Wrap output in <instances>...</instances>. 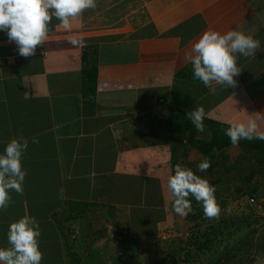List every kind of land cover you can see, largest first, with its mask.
Returning <instances> with one entry per match:
<instances>
[{"label": "crops", "instance_id": "1", "mask_svg": "<svg viewBox=\"0 0 264 264\" xmlns=\"http://www.w3.org/2000/svg\"><path fill=\"white\" fill-rule=\"evenodd\" d=\"M58 25L53 18L44 45L27 58L0 31V154L13 138L29 140L24 191L11 192L10 205L0 210V247L9 246L10 224L29 215L39 221L41 264H69L66 188L75 192L80 182L72 176L81 170V156L90 154L91 163L82 166L84 183L106 193L92 191L89 199L98 207L65 224L74 231V249L82 247L84 264H126L132 244L121 232L134 221L128 213L135 208L127 204V192L120 200L118 178H139L135 167L143 155L171 160L172 145L164 142L171 113L203 106L205 118L225 127L254 119L264 131V52L238 59L242 71L228 89L205 87L185 59L207 30H239L264 46V0H97L70 31ZM74 37L84 45L69 44ZM210 137L206 129L197 135ZM232 150L242 153L234 145L226 152ZM178 153L185 156L184 149ZM186 155L203 156L196 150ZM154 178L164 189L162 177ZM150 213L147 221L159 217ZM140 237L139 244L155 247V235Z\"/></svg>", "mask_w": 264, "mask_h": 264}, {"label": "clouds", "instance_id": "2", "mask_svg": "<svg viewBox=\"0 0 264 264\" xmlns=\"http://www.w3.org/2000/svg\"><path fill=\"white\" fill-rule=\"evenodd\" d=\"M97 0H0V31L7 33L10 42H15L20 56L35 55L37 47L44 45L49 34V25L53 18L59 21V27L71 30L73 21L85 10L95 9ZM73 46H83V38L68 41ZM257 51L264 52L259 39L239 30L220 33L207 30L194 43L185 59L191 63L194 78L205 87L214 83L226 89L235 87V79L241 73L238 67L240 57L256 56ZM215 91V88L212 89ZM205 109L196 106L187 112L186 117L198 132L205 131ZM232 145L238 146L241 140H264V131L258 130L254 119L232 123L225 131ZM32 143H38L33 137ZM29 140L25 137L13 138L0 154V210L11 203V192L22 194L27 170L23 167V154L28 149ZM211 161L204 158L197 166L205 172ZM167 187L173 197V210L180 217H187L192 211V201L202 204L206 219H218L222 211L215 196L216 187L209 180L197 175L191 168L176 164L174 174L168 177ZM41 230L39 221L24 215L10 224L8 247H0V264H41L43 252L40 249Z\"/></svg>", "mask_w": 264, "mask_h": 264}, {"label": "trees", "instance_id": "3", "mask_svg": "<svg viewBox=\"0 0 264 264\" xmlns=\"http://www.w3.org/2000/svg\"><path fill=\"white\" fill-rule=\"evenodd\" d=\"M186 114L187 112L183 111L179 113L173 112L169 117L168 137L164 142L172 145L173 160L178 162L182 161L183 158H187L186 152L190 150H196L203 155L199 163L204 158H208L211 161V166L205 172H200L197 168H194L196 163L194 160H188L187 158L188 162L186 165L193 171L197 170V175L209 180L210 184L216 187L215 196L220 206L226 204L225 194L229 189L224 188L222 191V185L223 180L227 179V177L233 178L235 182H242L240 186L236 187L237 198H242L246 195L254 198L264 186V140H241L238 146L241 148L242 153L240 155L242 156L231 161V157L226 152L227 148L232 146L230 138L225 135L228 127L205 118V129L210 131L211 137L209 139H199L197 138L198 131L186 117ZM180 149L185 150V156L177 153ZM91 159L92 156L90 154L81 156L83 164H78L81 170L78 169L72 176L80 184L74 189L75 192L70 191L73 190L72 188H66L67 196L69 197L66 204L72 213L66 218L68 222H75L90 210L98 207V203L90 201L89 199L92 191L95 193L96 191L98 193H106V188L97 186L96 189L95 187L93 188L91 182L84 183L87 173L82 166L86 165L87 167L91 163ZM137 176L139 178L134 176L135 178L132 181H129L128 175L119 176L120 200L122 199L121 195H125V192L129 193L131 190H137L139 195L150 196L152 185L156 181L146 176L143 178H140L141 176L138 174ZM259 176L262 177V181L257 180ZM136 180L140 184L139 188H135L132 184ZM94 181H98L97 177L94 178ZM157 192L160 193L159 190ZM128 196L127 204L132 207L136 209H138V205L142 209L147 207L148 204L146 201L140 203L137 201L136 196ZM139 198L138 200L141 201L142 197ZM157 202H160V199H157ZM114 208L111 205L110 215L112 216L114 214ZM148 208L150 209L152 207ZM152 210L161 209L160 207L156 208L155 205ZM189 215V220L193 222L190 234L186 240L181 242L182 245L176 252L173 250L167 252L161 259L160 264H181L182 260L187 264H243L242 261L244 259H251L249 264H256V257L264 256V243H261V239L264 236L256 237L261 227H264V217L254 215L250 221L247 218L240 219L234 216H223L220 219L209 220L204 217L203 207H199V209L197 207L194 208ZM161 218L156 217L153 221H147L145 219L131 220L130 224L123 228L121 235L126 238V242L132 244V250L128 252L130 253L129 261L127 260L128 262L126 264H140L137 254H133L138 249L137 246L140 243V236L156 235L157 231L153 226L156 221H162L163 218ZM66 221H63V227H65L63 234L67 239L66 249L69 256V264H84L81 263L83 260L80 257L81 255H79L80 253L74 249V244L72 245L70 243L71 235L74 234V231H72L71 224L66 226ZM123 242L124 240L120 241V245ZM239 252L243 253L239 254ZM180 253L183 254V259H180L178 256ZM195 254L198 256L197 258H195ZM217 256H219L218 259H216Z\"/></svg>", "mask_w": 264, "mask_h": 264}, {"label": "rangeland", "instance_id": "4", "mask_svg": "<svg viewBox=\"0 0 264 264\" xmlns=\"http://www.w3.org/2000/svg\"><path fill=\"white\" fill-rule=\"evenodd\" d=\"M190 151H195V150H190ZM186 153L188 154V152ZM150 155L151 154H148L147 156L146 155L142 156V160L140 161L141 164L135 167V168L140 169V171L137 174L139 175V173H142L141 174L142 177L147 175L146 177L153 178V179H155L154 177L156 176V174H159V177L160 178L162 177L161 179L163 180L164 189L162 188V185L161 186L157 185L158 183L155 180L156 183H153L152 185L150 196L139 195V192L137 190H131L133 194L127 193V196L134 195V197L135 196L137 197L138 202L141 203V202L146 201L148 205L147 207H144L143 209L138 205V209L135 208V211L132 214L128 213V216L129 215L133 216L134 220L141 219L140 216L147 217V219L145 220H148L149 217H151L150 212L154 211L152 209L156 205V208L160 207L161 210H159V212L155 210V215H158L159 217L164 216L165 218H163L164 220L161 221L162 224L158 223L156 229H155V226H153L154 229L157 230L158 234L160 235V236H158V234L155 235V238H156V243L154 244L155 247H152L153 244L150 246V242H144V243L138 244L137 246L138 249L136 250V252H133V254L134 253L137 254L138 261L140 262V264H160L161 259L167 252H171L172 250L176 252L177 249H179V247L182 245L181 242L186 240L188 235L190 234L192 230V225H193V222L189 220L190 215H188L187 217H180L174 212L173 206H172L173 205L172 194L168 190V187H165L167 186L168 177L174 174V169H175L176 164L179 163L184 167H188L186 165L188 162L187 158H183L182 161H180L181 162L180 163L178 161H174L173 156H171V160H165L164 155L159 156L160 158L157 156L159 159L155 160L156 156L153 157ZM228 155L229 156L231 155V161H234L235 159L240 158L242 156V155H239L238 151H233V150L231 151V154L228 153ZM188 158H189L188 160H194L196 162L194 165V168H197L198 163L200 159L202 158V156L201 157H189L188 156ZM196 171L197 170H194V172ZM257 180L262 181V177L261 176L257 177ZM241 184L242 182H238V181L235 182L233 181V178H230V177L229 178L227 177V179L223 180L222 191L224 188L229 189V191L228 190L226 191V194H227V195L225 194L226 204L221 206L222 211L218 219L222 218L223 216L225 217L234 216L240 219L247 218L250 221V219L253 218L254 215L264 217V186L254 196V198L256 199V205L252 207L249 201L251 199L250 196L246 195L242 198H237L236 187L240 186ZM139 186H140L139 182H137V180L134 181V187L139 188ZM157 190H159L160 193H158ZM139 197H142L141 201L138 200L140 199ZM189 198L192 201L193 209L196 207L198 209L199 207H202V204H198V202L195 201L193 197L190 196ZM157 199H160V200L162 199L161 201L162 203H164V206H161L162 203L161 204L159 202L156 203ZM148 207H152L150 208L151 210ZM162 211L164 212L160 215ZM262 236H264V227H261V230H259V232L256 234L257 238L262 237ZM73 241H74V238H71L70 243H72V245H73ZM261 243H264V238L261 239ZM79 247L80 248L77 251H79L78 253L82 255L81 245H79ZM242 253L243 252H239V254H242ZM127 254L130 257V253H127ZM182 255H183L182 253L178 255L180 259H183ZM80 257L82 258V256ZM197 257L198 256L195 254V258ZM218 257L219 256H217L216 259H218ZM250 260L251 259H244L242 262L243 264H249ZM255 261H256V264H264V256L256 257ZM181 264H187V263H184V260H182ZM188 264H192V263H188Z\"/></svg>", "mask_w": 264, "mask_h": 264}, {"label": "built area", "instance_id": "5", "mask_svg": "<svg viewBox=\"0 0 264 264\" xmlns=\"http://www.w3.org/2000/svg\"><path fill=\"white\" fill-rule=\"evenodd\" d=\"M249 201H250L251 206L256 205V199L255 198H251Z\"/></svg>", "mask_w": 264, "mask_h": 264}]
</instances>
